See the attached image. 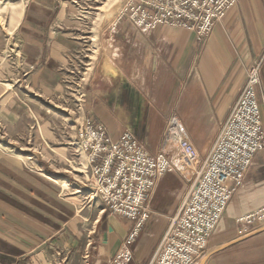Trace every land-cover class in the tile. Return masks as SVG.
<instances>
[{
  "label": "crops",
  "instance_id": "crops-1",
  "mask_svg": "<svg viewBox=\"0 0 264 264\" xmlns=\"http://www.w3.org/2000/svg\"><path fill=\"white\" fill-rule=\"evenodd\" d=\"M74 3L27 0L17 23L20 59L43 96L62 91L79 49ZM118 24L113 34L107 28L101 34L100 62L83 100L85 116L113 140L130 132L155 155L176 113L200 165L256 63L264 133V0H237L201 43L191 30L158 25L143 32L126 19ZM7 113L23 125L33 119L34 132L27 152L0 141V264H112L124 250L130 259L122 264H151L193 176L174 170L155 181L144 202L148 217L128 244L133 222L110 212L90 177L52 162L67 147H52L59 139L51 123L37 118L46 108L23 103ZM262 206L264 141L193 264H264V224L239 220Z\"/></svg>",
  "mask_w": 264,
  "mask_h": 264
},
{
  "label": "built area",
  "instance_id": "built-area-1",
  "mask_svg": "<svg viewBox=\"0 0 264 264\" xmlns=\"http://www.w3.org/2000/svg\"><path fill=\"white\" fill-rule=\"evenodd\" d=\"M237 0H126L110 26L126 19L146 32L158 25L191 30L201 43ZM259 64L247 73L244 86L204 160L198 163L179 116L169 117L163 149L150 155L130 132L116 140L105 126L84 116L77 124L75 141L86 158L93 189L110 212L127 218L133 226L126 237L131 243L148 217L144 202L155 181L174 170H192L194 179L180 208L169 220L151 264H193L211 239L232 193L242 182L256 154L262 150L260 106L256 94ZM176 148L177 161L169 151ZM180 165V166H178ZM197 166V167H196ZM246 224H264V206L242 216ZM130 259L124 250L112 264Z\"/></svg>",
  "mask_w": 264,
  "mask_h": 264
},
{
  "label": "rangeland",
  "instance_id": "rangeland-1",
  "mask_svg": "<svg viewBox=\"0 0 264 264\" xmlns=\"http://www.w3.org/2000/svg\"><path fill=\"white\" fill-rule=\"evenodd\" d=\"M26 1L0 0V141L4 145L24 147L23 150L27 152L28 134L31 137L34 132V120L29 119L23 125L19 118H12L7 111L15 105L23 106V103L36 108L42 106L46 108L47 113L39 114L41 120L37 118L39 121L51 123L53 137L60 140L52 144V147H67L66 153L59 156L53 154L52 162L54 161L53 163L62 170L70 168L75 174L90 177L86 168V158L74 140L76 126L85 116L83 100L86 84L100 62L101 34L105 33L106 28L111 32L110 26L126 0H75V25L80 46L66 70L62 91L52 96L42 95L31 79L30 71L20 59L16 27ZM116 29L117 26L114 32ZM173 114L179 116L171 113L169 117ZM69 140L73 143H67ZM171 149L172 160L176 162L178 151L176 148ZM180 171L190 177L197 169ZM193 179L194 176L191 184Z\"/></svg>",
  "mask_w": 264,
  "mask_h": 264
}]
</instances>
